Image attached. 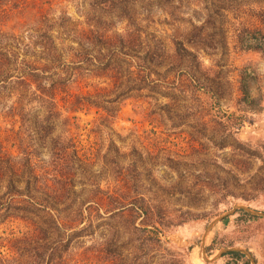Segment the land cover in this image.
I'll return each instance as SVG.
<instances>
[{
    "label": "rangeland",
    "instance_id": "rangeland-1",
    "mask_svg": "<svg viewBox=\"0 0 264 264\" xmlns=\"http://www.w3.org/2000/svg\"><path fill=\"white\" fill-rule=\"evenodd\" d=\"M94 1L34 0L0 16L3 48L49 66L43 83L62 89L61 116L45 135L50 147L35 130L41 108L25 102L17 116L16 98L0 94V163L24 169L20 190L37 174L41 189L31 196L47 198L44 186L56 175L49 150L68 155L72 179L51 199L53 213L62 225L88 228L60 257L66 264H264V216L237 210L212 225L238 205L264 213V0ZM36 4L45 8L41 20H51L54 58L37 41L39 20L27 16ZM246 36L262 48H242ZM179 43L194 57L177 54ZM243 69L257 76L247 100ZM18 72L12 82L25 74ZM6 185L0 176V264L37 254L45 264L51 244L42 236L41 244H18L36 230L16 215L23 197L6 194ZM231 248L250 257L203 259Z\"/></svg>",
    "mask_w": 264,
    "mask_h": 264
},
{
    "label": "trees",
    "instance_id": "trees-1",
    "mask_svg": "<svg viewBox=\"0 0 264 264\" xmlns=\"http://www.w3.org/2000/svg\"><path fill=\"white\" fill-rule=\"evenodd\" d=\"M32 1L0 0V16H9L10 10H24L25 8H28L27 5H29ZM94 2L95 3H92V5H96V7H99V2L97 3V0H95ZM44 10V6H39L36 4L29 8L27 16H32L34 20H39L37 24V28H39V30L36 31L41 35L37 41H39V44L43 49V54L47 52L46 54L49 57L54 58L56 57V52H58L55 41L56 37L53 34V30L50 29L52 25L50 23L51 20H47V22H43L41 20ZM47 28H49V30L47 31L41 30ZM7 37L8 34L0 31V94L9 93V97L16 98L15 105L13 106V113L17 116H21L23 114L25 102H34L39 106V108H41V114H38V117L34 118V123L36 126L35 130L39 141L44 142V145L50 147V138L46 137L45 135L50 132L56 120H59L61 116L56 104V93L62 89L61 87L56 88L47 86L43 83V80H45L47 77L45 73L47 72V69H50L49 66L40 64V67L32 63L21 61L15 52L4 49L2 45H4V43L7 41ZM240 42L242 48L248 50L253 48L261 49L263 46L262 41L258 39L254 41L251 38H248V36H246L245 38H241ZM177 54H179L181 57H188V60L190 57H194L192 52L184 48L181 43L178 44ZM189 62H191V60ZM16 70H18L19 72L25 71L23 72L25 74L18 77L16 82H12L10 80L12 77L11 74H13ZM256 82L257 76L255 74L249 73L247 69H243L241 71L240 84L244 100L251 98V87L252 85L256 84ZM53 149L54 147L51 146L49 152L52 156V161H56V164L55 162L52 163L53 170L56 175L54 177V185H50L49 183H47L44 186V193L47 198L43 199L31 196L34 187H36L38 191L41 189L37 174H33L27 180H24V191L20 190L17 187L18 183L22 182V177L26 175L25 172L23 174L24 169H21V171H16L15 167L11 166L9 163H0V176L4 175L6 177V194H9L12 197H23V200L21 201L24 202L22 204V206L24 207V213L16 215L22 218L30 219V221H32L35 226V237L31 239L20 240L18 241V244H41L39 240L42 236V240H45L43 244H51V248H46L45 251L48 257V260L45 264H66L64 259L60 257V253L68 251L72 239L78 236L88 227L84 226L83 228H80V225L75 224L62 225L60 222V214L53 213V211H56V213H58V210L54 208V202L56 201H53L51 199L61 197L64 194V191H67V185L69 184L70 179H72V176L70 174L72 172V167L66 164V158H68L67 153H65V151L54 153L55 151H53ZM55 154L57 156H55ZM28 165L29 164H27V166ZM24 168H26V165L24 166ZM39 200H42V203H38L37 201ZM36 211L38 213H36ZM39 215L42 216L43 222L37 220L36 217H38ZM59 236L61 237L60 240ZM55 239H57V241ZM51 240L55 241L51 243ZM58 243L65 244L62 248L63 250H60L59 247L54 245ZM37 255H35V259L28 256L29 258L27 260H21L19 264H41ZM229 255L234 257L242 256V254L238 252H232L229 253Z\"/></svg>",
    "mask_w": 264,
    "mask_h": 264
},
{
    "label": "water",
    "instance_id": "water-1",
    "mask_svg": "<svg viewBox=\"0 0 264 264\" xmlns=\"http://www.w3.org/2000/svg\"><path fill=\"white\" fill-rule=\"evenodd\" d=\"M237 210H242V211L248 212V213H250V214H252V215H254V216H264V213H260V212H258V211H254V210H251V209H249V208H246L245 206L238 205V206H235L234 209H233L231 212H229V213H227V214H225V215L219 217L218 219H216V220L212 223V225H214V224H215L216 222H218L219 220L224 219L226 216H229V215L232 214L233 212H236ZM212 225H211V226H212ZM229 252H241V253L247 254V256L250 257V254H248L246 251H244V250H242V249L231 248V249H223V250L219 253L218 257L214 258L213 260H209V259L205 256V254H204V252H203V259H204L205 262L212 263V262L216 261L218 258L222 257V255H223L224 253H229ZM252 264H255V262L252 261Z\"/></svg>",
    "mask_w": 264,
    "mask_h": 264
}]
</instances>
